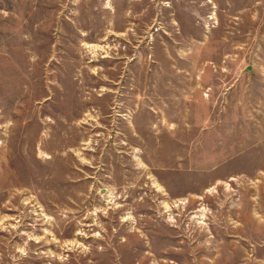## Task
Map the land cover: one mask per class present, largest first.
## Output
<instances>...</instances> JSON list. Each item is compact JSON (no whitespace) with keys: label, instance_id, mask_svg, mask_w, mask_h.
I'll use <instances>...</instances> for the list:
<instances>
[{"label":"rangeland","instance_id":"374dc122","mask_svg":"<svg viewBox=\"0 0 264 264\" xmlns=\"http://www.w3.org/2000/svg\"><path fill=\"white\" fill-rule=\"evenodd\" d=\"M0 264H264V0H0Z\"/></svg>","mask_w":264,"mask_h":264}]
</instances>
